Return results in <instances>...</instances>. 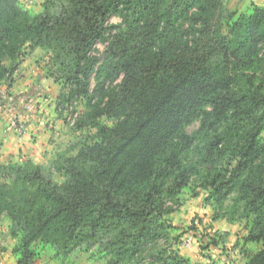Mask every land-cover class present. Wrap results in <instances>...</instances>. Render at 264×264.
I'll use <instances>...</instances> for the list:
<instances>
[{"label": "trees", "instance_id": "trees-1", "mask_svg": "<svg viewBox=\"0 0 264 264\" xmlns=\"http://www.w3.org/2000/svg\"><path fill=\"white\" fill-rule=\"evenodd\" d=\"M115 14L121 23L107 26ZM111 30L101 60L93 48ZM25 47L49 54L47 73L70 85L59 108L85 99L75 125L100 141L46 165L0 163V221L20 239L17 264L32 263L36 242L62 256L97 248L103 264H190L157 241L168 240L164 217L193 178L215 211L233 196L248 241L261 245L246 264H264V6L246 14L224 0H44L34 14L0 0V82ZM226 159L234 164L224 173Z\"/></svg>", "mask_w": 264, "mask_h": 264}, {"label": "rangeland", "instance_id": "rangeland-1", "mask_svg": "<svg viewBox=\"0 0 264 264\" xmlns=\"http://www.w3.org/2000/svg\"><path fill=\"white\" fill-rule=\"evenodd\" d=\"M224 3L228 10L246 14L250 12L255 3L264 6V0H224ZM121 21V16L115 14L109 18L107 26L119 25ZM112 33L114 30L106 31L104 40L94 45L93 52L101 60ZM120 79L121 77L114 84L120 82ZM13 82V78L9 77L4 83L8 88ZM56 82L60 87L59 94L69 90L70 85L65 84L62 80ZM89 85V91L92 92L95 86L94 74L90 77ZM58 96L55 99L57 105ZM72 99L71 103L67 102L62 108L55 106L56 120L60 123V128L65 130L63 141H60L62 143L61 151L73 145H90L100 141L95 129L78 125L71 127L67 123L66 118L69 115L66 111L67 104H73V112L78 113V116L86 109V101L83 97L74 96ZM99 121L107 126L112 125V121L106 117H101ZM199 125V120L193 122L186 128L187 133H194ZM261 139L264 142V132ZM76 150L73 149L72 155ZM190 156L195 159L194 153L191 152ZM221 164L220 169L225 173L231 170L234 162L226 159ZM54 180L56 183H61L64 176L56 174ZM198 184V181L196 182V179L193 178L187 188L183 190L176 205L167 203L174 210L164 217L171 225L169 238L167 241L158 240L157 250L168 248L181 258L188 260L190 264H246L247 255L258 251L261 245L248 241V224L242 217L240 208L234 207L233 196L225 203L224 210L215 211L205 202L207 192ZM31 248L33 251L32 263L49 260L59 264H103L107 258L97 248L79 249L68 256L59 255L53 246L40 242H36Z\"/></svg>", "mask_w": 264, "mask_h": 264}, {"label": "crops", "instance_id": "crops-1", "mask_svg": "<svg viewBox=\"0 0 264 264\" xmlns=\"http://www.w3.org/2000/svg\"><path fill=\"white\" fill-rule=\"evenodd\" d=\"M27 11L38 14L44 0H16ZM260 1V0H258ZM257 5V3H255ZM49 54L35 48H26L17 60L10 78L14 82L7 86L0 82V163L22 164L31 161L46 165L62 152L65 130L55 116V99L60 87L47 73ZM9 67L11 61L6 59ZM13 117L19 118L27 126L22 136L7 131ZM61 141V142H60ZM72 155V153H70ZM6 217L0 221V264H17L20 255L16 252L19 238L9 235ZM31 264H59L49 260Z\"/></svg>", "mask_w": 264, "mask_h": 264}, {"label": "built area", "instance_id": "built-area-1", "mask_svg": "<svg viewBox=\"0 0 264 264\" xmlns=\"http://www.w3.org/2000/svg\"><path fill=\"white\" fill-rule=\"evenodd\" d=\"M66 111L69 113L66 118V121L71 127H73L78 118V113L73 112V104H67ZM26 130V124L17 117H13L7 127V131H12L17 136L24 135L26 133Z\"/></svg>", "mask_w": 264, "mask_h": 264}]
</instances>
